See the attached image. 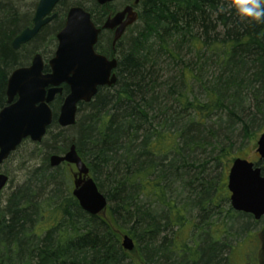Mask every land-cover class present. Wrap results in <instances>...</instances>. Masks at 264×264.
Masks as SVG:
<instances>
[{
  "label": "trees",
  "instance_id": "trees-1",
  "mask_svg": "<svg viewBox=\"0 0 264 264\" xmlns=\"http://www.w3.org/2000/svg\"><path fill=\"white\" fill-rule=\"evenodd\" d=\"M22 1H0V111L11 72L37 52L47 61L54 55L71 5L89 10L97 25L117 10L97 0H61L57 17L14 49V38L33 24ZM231 4L140 0L138 21L116 46L102 33L109 39L97 49L117 57L118 81L81 103L77 122L65 128L57 122L69 92L64 86L38 143L45 146L44 159L0 201V264L228 263L219 224L194 226L187 215L220 206L215 193L228 195L226 171L245 157L234 152L236 144L253 146L264 131V24L241 19ZM43 43L47 48L40 51ZM72 144L108 198L105 216L82 209L72 193L71 166L50 164L52 154ZM187 188L191 196L184 203ZM191 226L213 243L204 234L195 248L181 245ZM124 234L136 240L133 251L123 247Z\"/></svg>",
  "mask_w": 264,
  "mask_h": 264
},
{
  "label": "water",
  "instance_id": "water-1",
  "mask_svg": "<svg viewBox=\"0 0 264 264\" xmlns=\"http://www.w3.org/2000/svg\"><path fill=\"white\" fill-rule=\"evenodd\" d=\"M61 0H39L33 26L25 28L12 42L14 49L32 41L43 27L53 21L54 12ZM105 5L115 0H97ZM139 0H136L138 4ZM139 13L127 5L110 15L103 27H98L92 14L82 6L70 7L64 27L58 32V46L49 60L50 71H45L43 55L37 53L29 66L16 68L7 84V105L0 111V167L27 138L42 142L54 121L52 104L62 94L66 84L70 88L57 121L62 127L77 122L79 104L91 102L100 87L113 86L118 81V59H110L97 51L96 45L103 29L114 30L113 45L123 37L127 28L135 24ZM257 152L264 163V132L258 139ZM74 164L73 195L80 206L92 215H106L108 198L100 191L90 174V168L80 156L76 144L65 154H53L50 164ZM9 176L0 172V193L9 182ZM228 187L232 192L231 203L236 210L252 213L256 218L264 215V176L262 167L254 161L238 157L229 173ZM123 247L132 251L136 242L129 234L123 235Z\"/></svg>",
  "mask_w": 264,
  "mask_h": 264
},
{
  "label": "rangeland",
  "instance_id": "rangeland-1",
  "mask_svg": "<svg viewBox=\"0 0 264 264\" xmlns=\"http://www.w3.org/2000/svg\"><path fill=\"white\" fill-rule=\"evenodd\" d=\"M2 1V0H0ZM38 0H24L22 1V6H24V10L28 15L33 17L35 13V3ZM134 0H115L112 4L113 6L119 10L121 9L125 4L128 2L132 3ZM116 10V11H117ZM108 34H104L101 36V45L107 44L108 41ZM47 47L44 45V43L41 45L40 51L45 50ZM56 49V48H55ZM50 51V50H48ZM32 55L29 58V61L31 62L33 59ZM264 127V126H263ZM264 130V128H263ZM261 132H258V137L260 136ZM257 137V140H258ZM238 139V138H237ZM257 140L255 141L253 146H245L242 141H239L234 149V152L240 150L239 154L242 156H245V158H249L250 160L257 161L258 160V155L256 152L257 149ZM245 143V142H244ZM45 146L42 144H36L31 142L30 140H25L21 146L16 150L10 158L3 164V166L0 168V172H3L9 176V182L6 186V188L3 190V192L0 195V201L2 203H5L7 198L9 197L10 193L19 185L22 184L26 178H27V173L30 170V167H33L36 165V163H40L44 157H45ZM202 155H200L201 157ZM37 163V164H38ZM219 170H216L214 173L215 175L218 173ZM227 174L229 172V169L226 171ZM226 174V175H227ZM73 176V175H72ZM225 182L227 184V176H225ZM221 191H218L215 193L216 198L218 199L217 201L220 203V206L218 208H212L211 210L206 211V213L201 212L198 209L191 210L188 215L187 219H190V223L192 225H197V224H202L199 227H203L205 221H211L214 220L218 225L216 227H219L217 229V233L219 234L221 232V228L223 229V232L225 233L224 235V241L227 244L229 243L226 249L223 248L222 252L224 254L227 253V257L232 259L233 262L236 261V254L240 253V245L245 242L246 239H248V234L253 231V227L248 229L246 228V225H248L250 220L246 218L245 216L236 214V212L231 211V203L229 199V193L226 195V198H222L223 195H221ZM191 196L188 188L187 191L183 193L181 196L182 202H186L187 196ZM194 226H191L190 228H185V232L183 233L184 235V242L181 239V245H186L189 244L193 246V248L197 247L198 244L203 242V240L207 239V236L209 237V240L212 242V237L206 233L203 232L201 228L198 227L194 230ZM126 230L128 227L125 228ZM194 231V234L191 235L190 233ZM206 234V235H204ZM210 242V243H211ZM213 243V242H212ZM197 245V246H196ZM184 249H180V252H183ZM187 255H181L180 258H184ZM228 264V263H227Z\"/></svg>",
  "mask_w": 264,
  "mask_h": 264
},
{
  "label": "flooded vegetation",
  "instance_id": "flooded-vegetation-1",
  "mask_svg": "<svg viewBox=\"0 0 264 264\" xmlns=\"http://www.w3.org/2000/svg\"><path fill=\"white\" fill-rule=\"evenodd\" d=\"M128 4L130 3H127L126 5ZM133 4H135V1ZM136 7L138 8V5ZM113 32L114 31L110 30L108 33L112 34ZM258 158L260 161V155H258ZM231 211L245 216L250 220L251 223L246 225V228L250 229L253 226L254 227L253 231L248 234L249 238L240 245V253L236 254V261L233 262L232 259L230 260V258L227 257L228 264H264V216L261 219H256L255 216L250 213L237 211L233 208H231ZM224 236L222 237L223 240ZM228 245L229 243L227 242L226 246Z\"/></svg>",
  "mask_w": 264,
  "mask_h": 264
},
{
  "label": "clouds",
  "instance_id": "clouds-1",
  "mask_svg": "<svg viewBox=\"0 0 264 264\" xmlns=\"http://www.w3.org/2000/svg\"><path fill=\"white\" fill-rule=\"evenodd\" d=\"M237 15L256 24H264V0H232Z\"/></svg>",
  "mask_w": 264,
  "mask_h": 264
},
{
  "label": "bare ground",
  "instance_id": "bare-ground-1",
  "mask_svg": "<svg viewBox=\"0 0 264 264\" xmlns=\"http://www.w3.org/2000/svg\"><path fill=\"white\" fill-rule=\"evenodd\" d=\"M98 46V45H97Z\"/></svg>",
  "mask_w": 264,
  "mask_h": 264
}]
</instances>
